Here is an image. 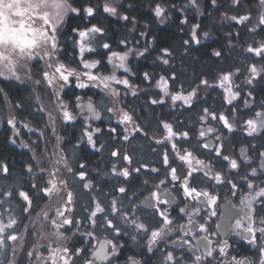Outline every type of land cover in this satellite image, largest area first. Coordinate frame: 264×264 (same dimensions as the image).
I'll return each mask as SVG.
<instances>
[{
	"label": "flooded vegetation",
	"instance_id": "1",
	"mask_svg": "<svg viewBox=\"0 0 264 264\" xmlns=\"http://www.w3.org/2000/svg\"><path fill=\"white\" fill-rule=\"evenodd\" d=\"M67 23L66 19L56 34L59 47L53 59L58 58L60 63L80 72L78 63L71 65L66 60L70 57L67 51L72 47L76 57L81 56L75 47L77 33L74 32L73 44V38L65 36ZM253 66L257 68L256 74L251 71ZM42 68L45 62L37 58L28 62L27 68L19 69V80L0 77V136L4 132L8 145L29 155L33 153L34 141L44 146L50 144V136L57 138V145L43 151L48 150L46 155L51 152L53 155L59 149L63 164L57 171L61 168L63 174L56 178L49 163L42 168L33 164L0 165V201L9 207L4 211L3 203L0 205L3 214L0 218L9 214V219L17 221L15 227L7 231L18 237L16 242H7L6 252L0 253V264L10 263L13 254L18 264H35L38 259L42 264L45 261L51 264V249L61 246L71 251L65 254L70 264H264V233L259 231L264 227L261 223L264 202L257 199L253 203L254 211L243 208L240 203L249 193L255 195L264 187V129L258 128L249 135L247 123L250 119L259 121L256 114L264 113V60L261 57L253 55L248 71L243 73L237 69L229 75L231 82L222 87L225 98L217 102V111L209 108L208 102L195 100V95L187 103L173 100V96L188 97L194 92L172 91L163 81L161 87L166 86L168 98L164 96L158 100L162 102L155 105L162 106L169 118L155 126L147 124L144 110H140L138 116L135 114L125 93L121 92L124 86L115 90L119 99L113 98L110 87L99 88L96 81L89 83L87 78L81 81L72 77L63 87H60L61 81L49 87L43 79ZM88 70L99 74L95 68ZM80 83L86 87H79ZM235 93L238 97L233 98ZM49 102L55 106L50 108ZM65 111L71 114V120L64 117ZM193 112L201 113L196 122L189 116ZM125 113L132 118L131 122L124 121ZM211 113L226 117L231 130L222 121L211 119ZM116 116L119 122L115 121ZM42 120L46 123L45 129L36 123ZM165 124L172 128L171 138ZM218 151L229 160L218 157ZM189 152L195 169L188 178L189 186L201 193L208 192L214 200L203 195L193 199L185 193L183 175L192 169L180 157ZM101 154L106 155L105 164L99 163ZM82 155L90 156L94 165L83 163ZM198 160L204 161V165L197 164ZM231 160L237 161L238 169L231 168ZM3 166H7V173L2 171ZM44 166L46 169L42 170ZM89 167L106 170L109 179L100 181L96 171L89 174ZM11 168L24 170L26 177L42 174L45 178L21 181L19 186L11 179H1L12 176ZM171 168L177 169L181 179L172 180ZM125 170L129 172L128 177L122 175ZM217 174L222 182L212 179ZM49 181L56 183L57 192L45 195V186L51 188ZM249 183L256 187L249 189ZM120 188L125 191L120 192ZM20 192L29 196L31 204ZM154 194H159L161 201L167 203H158ZM48 203L54 204L52 214L56 221L40 233L33 227L32 214ZM97 205L104 211H97ZM161 212L171 224L164 221ZM245 213L252 218L254 234L236 228L238 220L244 227L250 226ZM65 218L71 223L64 224ZM83 220L87 221L85 227ZM138 225H143L147 231ZM161 229V236L153 242L152 232ZM58 234L63 235L62 240L58 239ZM101 245L106 250L104 259L96 256ZM169 256L173 258L171 261Z\"/></svg>",
	"mask_w": 264,
	"mask_h": 264
},
{
	"label": "trees",
	"instance_id": "2",
	"mask_svg": "<svg viewBox=\"0 0 264 264\" xmlns=\"http://www.w3.org/2000/svg\"><path fill=\"white\" fill-rule=\"evenodd\" d=\"M70 1L79 13L71 14L67 18L65 36H71L73 44L76 35L74 28L81 30L95 25L103 31L97 40V51L88 53L83 58L84 62H98L95 69L101 75H106L113 69L118 70V76L128 81L121 92L125 93L129 106L137 116L140 110H144L149 121L147 124L152 126L169 118L162 106L152 103L167 97V94L161 93L163 81L172 91H193L195 100L206 101L209 108L217 111V102L225 98L220 86L222 77L232 75L237 69L243 73L248 71V64L254 55L248 52V46L259 47L264 40V25L258 23V0H241L239 4L233 0H216L215 4L212 0H196V6H192L191 0H116L120 16H112L105 11L107 0ZM88 7L93 8V16H88L84 11ZM157 7L163 9V16L158 17L155 14ZM245 15L250 17L245 23H237L231 19L233 16L239 18ZM125 16L128 17L127 20L123 19ZM103 44L110 47L105 49ZM217 51L221 52V56L215 55ZM113 52L127 56L124 61L127 72L112 65L114 59L118 61L112 56ZM68 53L70 57H67V62L71 65L78 63L82 70L89 71L83 68L82 58L76 57L73 47ZM165 59L168 60L167 64L163 62ZM204 81H207V85ZM189 116L196 122L201 113L193 112ZM36 123L45 129V121ZM49 141L50 144L44 146L34 141L31 146L33 153L29 155L19 153L8 145L6 134L2 132L0 165L8 164L12 167L21 164H46L48 159L51 160L52 152L50 156L46 155L50 151H43L44 148H51L58 143L53 136H50ZM100 157L99 163L105 164L106 155L101 154ZM82 159L83 163L94 165L90 156L82 155ZM88 169L91 175L96 171L100 181L109 179L106 170L94 167ZM11 174L12 176L1 179H11L19 183L45 178L42 174L26 177L22 169L11 168ZM86 222L83 220L84 227Z\"/></svg>",
	"mask_w": 264,
	"mask_h": 264
},
{
	"label": "snow or ice",
	"instance_id": "3",
	"mask_svg": "<svg viewBox=\"0 0 264 264\" xmlns=\"http://www.w3.org/2000/svg\"><path fill=\"white\" fill-rule=\"evenodd\" d=\"M234 3L239 4L240 0H233ZM212 3L215 4L216 0H212ZM192 6H196V0H191ZM259 5L261 7H264V0H259ZM88 16L94 15V10L91 7H88L84 10ZM105 11L115 15L116 9L114 7H105ZM68 12L73 13H79V10L71 7L68 3V0H0V77L4 79H17L19 80L20 77L17 75V72L21 67L27 68L28 62H31L37 58L44 60L45 62V68H42V74L43 79L47 81V85L49 87H52L57 81H61L62 84H60V87H63L64 84H67L69 82V79L72 77H75L77 80L80 79L81 73L77 71L76 69H72L65 65L64 63H60L59 59H53V57L56 56V53L58 51V40H57V32L60 30V26L64 22L65 16L68 14ZM155 14L159 16H163V9L160 7H157L155 10ZM123 19L127 20L128 17L125 16ZM233 21H236L237 23H245L250 20V17L240 16L239 18L236 16L231 17ZM186 23V21H185ZM258 23L260 25H264V12L261 13L259 17ZM198 27V26H197ZM255 30V29H253ZM74 32L77 33L78 39H79V51L81 54V63L84 69H93L97 66V63H88L84 62L83 60V53L85 51L92 52L94 49L91 47L92 39L94 38L95 34H101L102 30L98 27H92L87 30H80V29H73ZM206 35V34H205ZM193 38L195 39V33H193ZM199 41L197 40V43ZM103 47L105 49H108L110 46L108 44H103ZM248 52L253 53L255 56L261 57V60H264V44H261L257 48H248ZM167 54V53H165ZM216 56H221V52L217 51L215 53ZM113 57H116L120 63L118 65H115L116 68L124 69V71H128V69L125 67L124 61L127 59L126 55H120L117 52L112 53ZM20 61H24L25 63L21 64ZM165 64L168 63V60L163 61ZM111 63V60L109 61ZM48 69H52L51 72L48 71ZM253 74L257 73V68L255 66L251 69ZM58 74V75H57ZM84 76L87 77L88 80L91 81H97L100 79V82L103 83L105 88H108L109 85L107 81L109 79L115 80L116 83H124L125 85L128 84L127 80L120 81L116 80V77L113 75L112 77H104L99 78L96 75L91 74L90 72H84ZM224 82H231L229 75H224L221 81V87L224 86ZM39 83V81H37ZM205 85H207V81L203 82ZM251 83V80L249 81ZM79 87L83 88L86 87L84 83H80L78 85ZM230 91V89H228ZM116 93H113L115 95ZM195 95V93H192L188 97H183L180 95L173 96V100H184L186 103L192 99V97ZM238 97V93L233 94V98ZM162 101H152V103H158ZM231 103V100L228 101ZM63 107V105H61ZM91 108V105H89ZM207 113V109L204 110ZM64 117L68 120L72 119V116L69 112L65 111L63 113ZM211 116V119H218L223 122L225 127H228L229 130H231V126L227 120L226 117L220 115L217 116L215 113L209 114ZM259 117V121L255 119H250L247 121L250 131L249 135H252L254 132H256L259 129H264V113H258L256 114ZM124 121L131 122V117L128 114H124L123 116ZM11 123V121H9ZM164 127L168 130L169 138L173 135L172 128L170 125L165 124ZM113 131H115L113 129ZM208 131H212V129H209ZM201 136L204 135L203 132L200 133ZM184 136H187L185 133ZM89 141H91L92 137H88ZM175 147V146H173ZM204 147H207V145H204ZM115 155V153H114ZM216 155L218 157H221L222 160H229V157L227 155H222L221 152H216ZM192 153L189 152L187 155H183L180 157L182 161H186L189 168L192 169V171H186L183 175V187L184 191L187 194V196L196 199L203 195L204 197H208L210 200H214V197H210L208 192L201 193L198 191L195 187H190L188 184V178L192 176L193 171L195 169L192 165ZM127 159V157H125ZM164 163L167 165L168 160L167 156L164 158ZM197 164L203 166L204 161L198 160ZM230 166L232 169H238L239 165L236 160L230 161ZM83 167V165H81ZM2 171L4 173L8 172L7 166L2 167ZM31 171V169H29ZM123 176L128 177L129 172L125 170L122 173ZM204 175H207V173H204ZM252 175H256V171L253 170ZM171 176L172 180H179L181 179L177 175V169L171 168ZM81 178L83 179V174H81ZM212 179H215L217 181L222 182V178L217 174L212 177ZM48 183L51 184V188H48L45 186L44 194L45 195H51L54 192H57V186L54 181H49ZM35 187V185H33ZM233 188H236V185H232ZM249 189H253L256 186L254 184L249 183L247 186ZM120 192H124V188L119 189ZM7 195L10 197L12 194L9 192ZM19 195L23 197L25 201H28L29 204H31V200L29 199V196L24 193L20 192ZM154 199L159 203H167V201H161V197L159 194H154ZM261 199L262 202H264V187L260 188L259 191L252 195L251 193L248 194L244 199L240 201V203L243 205V208H247L249 211H254L253 209V203L257 200ZM69 202H71V198L69 196ZM3 201H0V204H2ZM113 209L115 210V205L113 204ZM243 211V209H241ZM97 211L103 212L104 210L97 205ZM215 214V213H213ZM3 214L0 213V216ZM60 215H63V213H60ZM95 215V213H93ZM246 216H248L249 225L248 227H244V225L238 220L236 223L237 229H243V231L248 233L254 234V229L251 226L252 224V218L248 215V213H245ZM161 216H163L164 221L167 224H171L172 221L167 217L164 216V213L161 212ZM17 221L15 219H9L7 223H4L3 220H0V253H5L7 250V242L12 241L16 242L18 240V237L14 234H11L7 231V229H12L15 227ZM64 224H70L71 221L65 218L63 221ZM261 223H264L262 221ZM139 228L144 229L143 225H138ZM147 231V229H144ZM259 231L261 233H264V227L260 228ZM163 232V229L160 231H153L152 232V238L153 242H155L157 237H160ZM58 239L62 240L63 235L58 234ZM204 241L207 242V237H204ZM110 243V242H109ZM205 247H207V243H205ZM223 251V249H221ZM52 255L49 257V260L51 261V264H60L61 261H63V264H70L68 259L66 258L65 254H71V251L68 248L65 247H59V248H53L51 249ZM29 256L32 255L31 252L28 253ZM106 255V250L104 245L100 246V249L97 251L96 256L99 259H104ZM208 255H211V252L208 253ZM168 259L171 261L173 258L171 256L168 257ZM197 259H200L197 257ZM44 264H48V261H45Z\"/></svg>",
	"mask_w": 264,
	"mask_h": 264
},
{
	"label": "rangeland",
	"instance_id": "4",
	"mask_svg": "<svg viewBox=\"0 0 264 264\" xmlns=\"http://www.w3.org/2000/svg\"><path fill=\"white\" fill-rule=\"evenodd\" d=\"M241 1V0H240ZM259 1V0H258ZM68 3H69V5L71 6V7H73V5L71 4V1L70 0H68ZM114 7L115 9H116V14L115 15H113V14H111V13H109L110 15H112V16H120L119 15V12H118V7H119V5H118V3L116 2V0H107V2H106V4H105V7ZM259 8H260V10H259ZM259 8H258V14H260L261 15V13L262 12H264V7H261L260 5H259ZM70 14H74L73 12H68V14L65 16V18H64V21L67 19V17L70 15ZM62 25H63V23H62ZM92 27H97V26H95V25H89V26H86L85 28H83V29H81V30H87V29H90V28H92ZM102 33H103V31H102ZM101 33V34H102ZM98 37H99V34H95L94 35V38L92 39V43H91V47L94 49L92 52H96L97 51V49H98V42H97V40H98ZM76 45H75V47L79 50V39H78V36H76V43H75ZM262 44H264V40H263V43ZM92 52H88V51H85L84 53H83V58L84 57H86L87 56V54L88 53H92ZM80 58H82L81 56H80ZM88 63H94V62H88ZM120 63V61L118 60V61H116L115 59L112 61V65L114 66V65H118ZM84 72H89V71H87V70H85V71H80V73H81V76H80V80L81 81H84V79H86L87 77L86 76H84L83 75V73ZM91 73V72H90ZM119 71L118 70H115V69H113L110 73H108V74H106V75H101V74H97L96 76H98L99 78H104V77H112L113 75L116 77V80H120V81H124V78H122V77H119L118 75H119ZM92 74V73H91ZM58 75V74H57ZM94 75V74H93ZM88 80V79H87ZM89 81V83H91L90 82V80H88ZM60 81H57L55 84H58ZM86 82V81H85ZM97 85L99 86V88H103L104 89V85H103V83H101L100 82V79H98L97 81ZM107 83H108V85H109V87L112 89V94L113 93H116L115 92V90H117L118 89V87L119 86H124V87H126V85L124 84V83H116L115 82V80H112V79H109L108 81H107ZM224 83H226V82H224ZM207 87V86H206ZM164 89H163V91H161V93H167V89H166V86L165 87H163ZM226 95H228V93H226ZM117 96H118V94L116 93L115 95H113V98L115 99V98H117ZM117 99H119V98H117ZM51 106H55V104L53 105V103H51V102H49V107L51 108ZM57 107V106H56ZM115 121L116 122H119V120H118V118H117V116H116V118H115ZM61 157H62V155H61V153H59V149L56 151H54V153H53V155L50 157V159L51 160H49L48 159V161H47V163H49L50 164V166H51V168L52 169H54V171H55V173H56V178H58L59 176H62V174H63V172H62V169L60 168L59 169V171H57V169L60 167V166H62L61 164H63V160L61 159ZM40 165V167L42 168L43 167V165L44 164H42V163H40L39 164ZM45 167V166H44ZM46 169V167L44 168V169H42V170H45ZM83 177H84V175H83ZM2 201V200H1ZM1 205V204H0ZM53 206H54V204L53 203H48V204H46V206H44V207H42V208H40V209H38V210H36V214H32V217H33V219H32V221H33V227L36 229V230H38L40 233H42L43 232V230H47L48 229V227L49 228H51V224L54 222V221H56L53 217H56V216H53ZM2 207V206H1ZM3 208H5L4 209V211H6V210H8V205L7 204H5V203H3ZM30 210V209H29ZM51 213V214H50ZM8 217H10L9 216V214H6L3 218H0V220H3V222H4V219L5 218H8ZM9 219V218H8ZM8 222V220H6L4 223H7ZM26 226V225H25ZM23 227V228H25L26 229V227ZM24 229V230H25ZM35 253H36V251H35ZM37 253H38V255L40 256V251L39 250H37ZM8 264H18L17 262H16V259H15V256H14V254H13V256L11 257V262L10 263H8ZM35 264H42L41 262H40V260L38 259V261L36 260L35 261Z\"/></svg>",
	"mask_w": 264,
	"mask_h": 264
},
{
	"label": "water",
	"instance_id": "5",
	"mask_svg": "<svg viewBox=\"0 0 264 264\" xmlns=\"http://www.w3.org/2000/svg\"><path fill=\"white\" fill-rule=\"evenodd\" d=\"M88 107V106H87ZM93 108V107H92ZM94 112H95V109H94ZM91 113H93V112H91Z\"/></svg>",
	"mask_w": 264,
	"mask_h": 264
}]
</instances>
